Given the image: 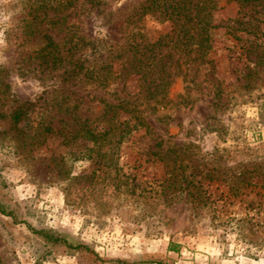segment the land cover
I'll use <instances>...</instances> for the list:
<instances>
[{"label": "rangeland", "instance_id": "1", "mask_svg": "<svg viewBox=\"0 0 264 264\" xmlns=\"http://www.w3.org/2000/svg\"><path fill=\"white\" fill-rule=\"evenodd\" d=\"M163 1L0 0V264H264V0Z\"/></svg>", "mask_w": 264, "mask_h": 264}, {"label": "trees", "instance_id": "2", "mask_svg": "<svg viewBox=\"0 0 264 264\" xmlns=\"http://www.w3.org/2000/svg\"><path fill=\"white\" fill-rule=\"evenodd\" d=\"M168 1V0H167ZM167 1H163L161 6L167 5L166 9H163L164 15L166 16V19L174 20L178 18H182L183 22H187L188 28H190V23L193 26V32L194 36H199L198 39H196L197 51H201L200 49H205L206 47V40L208 39V25H207V19L210 15V12H206V15H203L204 19H201L197 17L196 11H193V9L190 11L189 7H185L184 4L187 0H173V2L170 4ZM171 1V0H170ZM183 4V5H182ZM159 6L155 5V0H147L146 4L141 6L142 13H146L149 11H152L154 9H157ZM208 6V5H207ZM161 11V10H160ZM187 31V30H183ZM37 46V45H36ZM202 51V53H203ZM204 54V53H203ZM39 61V64L48 67L50 70L61 68V71L59 72L58 76L61 79H68V78H76L79 75H87L85 65H84V58L82 55H76L75 52H70L69 49H67L65 52L62 51V49L59 48V43L55 42L51 39V37L47 34H42L41 36V43L38 47V49L35 52V57ZM139 63L142 65L143 61H139ZM138 65H134V68ZM141 68L140 66H138ZM31 105V101H27L26 103H22L14 108L10 115L11 125L10 129H17L15 126L16 123L21 119L22 116H24L25 109L28 108ZM85 127L82 129L85 136H87L90 140L93 142H96L100 137L101 138H107L106 135L109 134L112 135L111 129L108 128H96V127H88V125L83 124ZM42 126V125H41ZM135 128V127H134ZM45 131H51V127L48 125H43L42 127ZM106 136V137H105ZM43 234L44 238L51 242V243H59L63 242L67 247H71L72 245L66 241L63 240L60 236H55L54 234H51L47 231H38ZM77 247H82L84 245L77 244ZM169 250H177V247L172 245L169 247Z\"/></svg>", "mask_w": 264, "mask_h": 264}]
</instances>
